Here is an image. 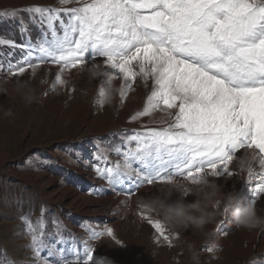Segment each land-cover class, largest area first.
I'll list each match as a JSON object with an SVG mask.
<instances>
[{
  "label": "snow or ice",
  "instance_id": "1",
  "mask_svg": "<svg viewBox=\"0 0 264 264\" xmlns=\"http://www.w3.org/2000/svg\"><path fill=\"white\" fill-rule=\"evenodd\" d=\"M59 3L75 6L24 10L44 30L45 38L20 45L27 51L15 64L0 63L4 75L18 78L27 69L35 72L40 65L52 63L59 67L56 83L64 85L63 72L87 66L85 54L90 53L91 65L107 73V79H101V97L114 79L121 80V103L138 82L146 89L151 84L142 110L129 122L163 114L159 121L163 126L142 125L123 137L125 145L113 148L119 161L93 166L106 189L130 196L144 185L171 179L242 175L245 172L229 161L243 149L258 161L246 172L251 202L264 196V0ZM54 21H59L62 34ZM0 44L13 42L0 40ZM98 58L103 64L96 62ZM103 191L90 194L99 196ZM222 212L227 217V209ZM21 220L31 237L27 245L31 264H105L94 255L92 242L106 236L120 243L114 229L105 226L88 229L87 239L74 240L70 249L58 247L66 243L59 229L60 238L49 243L42 220L37 221L39 229L29 217ZM148 222L165 241L169 239L159 222Z\"/></svg>",
  "mask_w": 264,
  "mask_h": 264
},
{
  "label": "rangeland",
  "instance_id": "2",
  "mask_svg": "<svg viewBox=\"0 0 264 264\" xmlns=\"http://www.w3.org/2000/svg\"><path fill=\"white\" fill-rule=\"evenodd\" d=\"M35 6L58 8L75 5H61L59 0H0V40L13 42L0 44V63L6 64L11 60L15 64L27 51L20 45L36 44L45 38L44 30L34 22L30 13L24 11ZM53 24L58 34H62L59 21ZM48 38H51L50 31ZM85 60L87 66H91L90 53L85 54ZM44 66L40 65L35 72L27 69L18 78L5 76L0 70L2 85L6 78L14 82L30 79L35 74L33 83L38 96L35 103L25 106L19 99L0 94V155L3 152L10 155L0 166V264H31L32 253L27 247L31 237L26 234V225L21 217H29L38 229L41 225L37 221L42 220L44 239L49 243L60 238L56 236L59 229L66 243L57 246L69 249L74 240L79 242L88 236V229L113 228L120 243L110 237H102L99 240L100 252H94L96 258L105 264H192L190 243H194L200 252V264H264V230L249 232L237 229L230 215H219L215 223L207 225L206 230L212 233L208 238L191 230L174 229L155 214L140 209V198L157 194L152 191L139 194L143 186L132 192L134 200L125 205L122 217L113 216L104 209L96 198L105 196L109 190L105 184L89 180V177L98 178L93 166H111L119 161L121 157L115 155L113 148L124 146L123 137L131 136L133 129H141L142 125L163 126L159 124L163 116L159 112L152 117L129 122L136 111L142 110L151 84L145 89L143 82H138L123 103L117 95L113 103L107 105L100 96L102 78L90 79L78 67L62 75L66 83L60 85L52 71L44 70ZM111 85L121 88V80L114 79ZM6 108H12L14 117L3 118L2 110ZM15 170L23 175H42L43 183H49L46 185L48 191L64 193L67 189L77 190L81 201L93 200L90 205L95 212L82 215L72 207L57 210L35 185L16 175ZM209 179L221 185L225 193L237 191V175ZM101 188L104 191L99 196L90 194ZM219 210H223V201H220ZM72 212L75 213V231L65 225ZM260 213L264 214V210ZM149 219L161 224L163 234L169 237L167 241L155 231ZM81 226L87 233L82 238L76 235ZM256 237L257 245L254 246ZM93 245L98 247L96 243Z\"/></svg>",
  "mask_w": 264,
  "mask_h": 264
},
{
  "label": "clouds",
  "instance_id": "3",
  "mask_svg": "<svg viewBox=\"0 0 264 264\" xmlns=\"http://www.w3.org/2000/svg\"><path fill=\"white\" fill-rule=\"evenodd\" d=\"M80 71L86 72L90 79H107L104 69L96 65H82ZM34 79L35 74L30 79H17L7 86L0 84V94L7 95L10 99H19L25 106H31L38 98ZM120 92L121 88L111 85L104 91L103 102L111 105ZM14 115L12 108L2 110L3 118H12ZM254 162L258 163L253 153L247 151L239 157L233 154L229 164L241 172H247ZM209 177L212 176L199 174L194 179L166 180L157 189L156 195L140 198L139 207L142 211L155 214L164 224L174 229L191 230L208 238L212 233L206 230L207 225L215 223L217 217L223 214L219 210L220 201H223V209H227L237 229L249 232L264 230V214L251 201L238 198L234 192L225 193L222 186ZM174 192L180 193L175 200L171 199ZM190 194L195 196V200L185 203L184 197ZM188 247L192 264H200V252L195 244L190 243Z\"/></svg>",
  "mask_w": 264,
  "mask_h": 264
},
{
  "label": "bare ground",
  "instance_id": "4",
  "mask_svg": "<svg viewBox=\"0 0 264 264\" xmlns=\"http://www.w3.org/2000/svg\"><path fill=\"white\" fill-rule=\"evenodd\" d=\"M92 62H90L89 65H91ZM96 62H98L100 64H103L102 59L97 60ZM44 70H46V71L47 70L48 71L51 70L52 73L54 75H56V73L59 71V67L56 66V65H47V64H45ZM69 71L72 72L73 70L67 69V70H65L63 72L62 75H66L67 73H70ZM97 79L99 80L101 78H97ZM5 80H6V82L4 83V85L7 86L8 84H10V82H11L10 78H6ZM139 97H141V99H142V96H139ZM139 100H140V98H139ZM7 151H8V149L6 150V152ZM243 151H244L243 149L240 150V151H237L235 153V155L237 157H239V156H241L243 154ZM9 156L10 155H8L5 152L1 153V155H0V166L4 165L6 163V161L9 158ZM257 168H258V165H257ZM12 170H13V168H12ZM15 174L19 175L20 177H23V179H25L27 182L35 185L40 190V192L42 193L44 198L47 199L50 203H53L55 205L54 208H56L57 210L61 209L63 207H72L77 213H80L82 215H87V214H90V213L92 214V213L95 212V209L91 207V205H92L91 203L93 202V200L92 201L91 200L81 201L80 200L81 199L80 193L77 190L67 189L64 193L48 191L47 188H46V185L49 184V183L48 182L43 183V179H42L43 176L42 175H33V174L32 175H23V174L19 173L16 170H15ZM237 178H238V180H237V191L235 193L237 195V197L245 199V200H249V201L253 200L254 197L252 196V194L250 192V185L245 181L247 179L246 172L244 174H242V175H237ZM89 180L94 181V182L98 181V183L105 184V182L103 180H101L100 178L94 179V178L89 177ZM155 184L156 185H144L142 187V189L138 193L139 194H144L146 192H151V191H152V193H157V189L160 187V185L162 183H159V184L155 183ZM179 196H180L179 192H174L173 196L171 197V199L175 200V199L179 198ZM96 200L97 201H101V203L103 204L102 206L104 207V209H108L109 213L111 215L120 218V217L123 216V213L125 211V208H124L125 205L127 203H132V201L134 200V197L131 196V195L130 196H125L123 194L115 195L109 190V192L105 196L99 197V198L97 197ZM194 200H195V196L191 195V194L186 196V197H184V202L185 203L192 202ZM254 206L257 208V210L259 212L264 210V196H261L258 200H256L255 203H254ZM73 215H75V213L72 212L71 215L68 216V218L65 221V225L70 230H72V231L74 230L75 231V228H74L75 226H74V222H73V218H74ZM85 233H86L85 227L81 226L78 229V231L76 232V235L78 237L82 238L83 235H85ZM82 239H84V240L87 239V236H84V238H82ZM94 243H96L98 245V247L95 248V249H97L95 252H98V251L100 252L99 248L102 247L101 243L99 241H93V244ZM253 244H254V246L257 245V237L254 239Z\"/></svg>",
  "mask_w": 264,
  "mask_h": 264
}]
</instances>
